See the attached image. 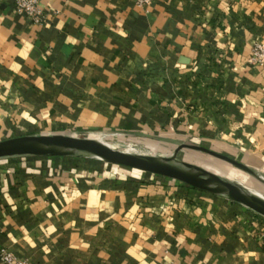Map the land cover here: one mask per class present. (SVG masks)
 <instances>
[{
  "label": "crops",
  "instance_id": "crops-1",
  "mask_svg": "<svg viewBox=\"0 0 264 264\" xmlns=\"http://www.w3.org/2000/svg\"><path fill=\"white\" fill-rule=\"evenodd\" d=\"M40 8L35 24L0 0V141L58 134L165 157L197 145L264 178V64L252 61L264 0ZM235 169L264 194V182ZM263 231L264 216L247 207L145 171L0 158V250L33 264H264Z\"/></svg>",
  "mask_w": 264,
  "mask_h": 264
},
{
  "label": "water",
  "instance_id": "water-1",
  "mask_svg": "<svg viewBox=\"0 0 264 264\" xmlns=\"http://www.w3.org/2000/svg\"><path fill=\"white\" fill-rule=\"evenodd\" d=\"M184 148L206 153L264 182L262 176L247 165L229 156L202 146L187 144L179 146L171 156L165 157L118 149L98 139L77 138L58 134L21 136L0 141V158L13 156H66L95 159L170 178L190 187L239 203L264 216L263 193L224 178L200 165L179 159L178 153Z\"/></svg>",
  "mask_w": 264,
  "mask_h": 264
},
{
  "label": "built area",
  "instance_id": "built-area-1",
  "mask_svg": "<svg viewBox=\"0 0 264 264\" xmlns=\"http://www.w3.org/2000/svg\"><path fill=\"white\" fill-rule=\"evenodd\" d=\"M42 0H14L16 10L25 15L31 22L41 24L43 22V14L40 8ZM138 5H147L152 0H135ZM252 61L256 64H264V46L256 44L253 48ZM172 205V202H170ZM262 241L264 244V231L262 232ZM0 264H33L26 259L18 258L6 249L0 250ZM179 264V263H172Z\"/></svg>",
  "mask_w": 264,
  "mask_h": 264
},
{
  "label": "rangeland",
  "instance_id": "rangeland-1",
  "mask_svg": "<svg viewBox=\"0 0 264 264\" xmlns=\"http://www.w3.org/2000/svg\"><path fill=\"white\" fill-rule=\"evenodd\" d=\"M116 143V148H119V149H134L136 151H140V152H143V153H149L147 150H144L142 149L143 146L141 145H138V144H128L127 143H120L119 141L118 142H115ZM188 158V157H186ZM188 160H190L191 162L195 163V164H198L200 166H203L204 168L208 169V170H211L213 172H218V174H221L223 175V177L227 178V179H230V180H233V181H236L240 184H243V183H250L247 181V179H241L240 177L238 176H235V167L234 166H230L228 165L226 162L222 161V160H219L217 158H214L206 153L204 154H197L195 155V157H189ZM228 168V169H226ZM248 176V175H247Z\"/></svg>",
  "mask_w": 264,
  "mask_h": 264
},
{
  "label": "bare ground",
  "instance_id": "bare-ground-1",
  "mask_svg": "<svg viewBox=\"0 0 264 264\" xmlns=\"http://www.w3.org/2000/svg\"><path fill=\"white\" fill-rule=\"evenodd\" d=\"M103 141V140H102ZM126 151H130V152H134V153H140V154H150V153H143V152H140V151H136V150H134V149H128V150H126ZM203 167V166H202ZM218 173V172H217Z\"/></svg>",
  "mask_w": 264,
  "mask_h": 264
},
{
  "label": "trees",
  "instance_id": "trees-1",
  "mask_svg": "<svg viewBox=\"0 0 264 264\" xmlns=\"http://www.w3.org/2000/svg\"><path fill=\"white\" fill-rule=\"evenodd\" d=\"M181 183V182H180ZM182 184H184V183H182Z\"/></svg>",
  "mask_w": 264,
  "mask_h": 264
}]
</instances>
